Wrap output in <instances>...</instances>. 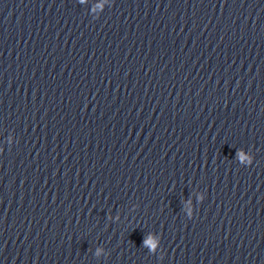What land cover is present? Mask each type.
I'll use <instances>...</instances> for the list:
<instances>
[{
	"label": "water",
	"instance_id": "1",
	"mask_svg": "<svg viewBox=\"0 0 264 264\" xmlns=\"http://www.w3.org/2000/svg\"><path fill=\"white\" fill-rule=\"evenodd\" d=\"M0 264H264V0H0Z\"/></svg>",
	"mask_w": 264,
	"mask_h": 264
}]
</instances>
